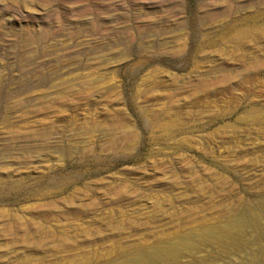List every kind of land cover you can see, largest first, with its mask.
Listing matches in <instances>:
<instances>
[{
	"label": "rangeland",
	"instance_id": "rangeland-1",
	"mask_svg": "<svg viewBox=\"0 0 264 264\" xmlns=\"http://www.w3.org/2000/svg\"><path fill=\"white\" fill-rule=\"evenodd\" d=\"M0 264H264V0H0Z\"/></svg>",
	"mask_w": 264,
	"mask_h": 264
}]
</instances>
